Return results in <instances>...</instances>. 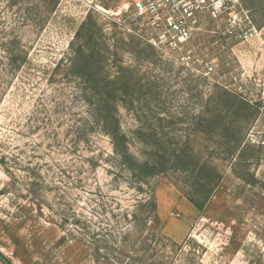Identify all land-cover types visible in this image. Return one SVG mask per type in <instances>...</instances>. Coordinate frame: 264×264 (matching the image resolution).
Returning a JSON list of instances; mask_svg holds the SVG:
<instances>
[{
    "label": "rangeland",
    "instance_id": "rangeland-1",
    "mask_svg": "<svg viewBox=\"0 0 264 264\" xmlns=\"http://www.w3.org/2000/svg\"><path fill=\"white\" fill-rule=\"evenodd\" d=\"M53 1L0 0V159L15 177L8 186L0 162L3 255L12 264H264V0L197 12L181 49L159 41L135 0ZM78 30L82 50L99 48L101 76L113 77L122 64L144 83L132 108H118L137 155L144 151L132 135L138 118L172 145L188 138L206 152V140L192 133L216 85L260 103L240 158L221 147L211 153L221 182L201 211L187 200L180 172L149 178L139 190L109 137L91 125L79 75L69 69ZM12 38L27 61L7 74L3 49ZM153 39L158 47L147 46ZM28 168L44 183L41 211L20 221ZM151 197L153 223L147 208H137ZM7 230L24 239L27 252L14 254Z\"/></svg>",
    "mask_w": 264,
    "mask_h": 264
},
{
    "label": "trees",
    "instance_id": "trees-1",
    "mask_svg": "<svg viewBox=\"0 0 264 264\" xmlns=\"http://www.w3.org/2000/svg\"><path fill=\"white\" fill-rule=\"evenodd\" d=\"M55 3L53 1L51 7ZM88 35V40H91L92 32L90 31ZM79 36L78 30L74 35L75 41L71 43V53L68 57L69 69L72 73L79 75L80 96L89 108L91 125L109 137L112 152L129 175L139 183V190H142L141 184L146 183L149 178L169 172H180L186 179L184 193L187 200L201 211L214 196L221 182V173L211 153L221 147L225 148V152L231 158L236 156V161L240 158V147L244 143L245 129L258 115L260 103L246 99L229 87L216 85L208 97L206 103L208 108L204 107L196 116L192 133L194 141L197 136L206 140V152L200 147L191 145L188 138L180 144L172 145L165 140L164 134L160 135L156 131L155 126L143 125L138 118L140 126L132 131V135L144 151L137 155L131 152L130 137L120 127L118 108L120 104L125 109L132 108L133 103L139 101L140 90L144 83L132 76L131 71L122 64L116 65L117 72L113 77L101 76L102 66L94 56L96 48L97 50L99 48L95 45L96 48L89 46L86 51L82 50L76 43ZM16 41L12 38L3 49L5 61L2 67L6 68L5 73L7 74L20 69L27 61L26 51ZM147 46L153 47L148 43ZM57 67L58 64L55 65V68ZM159 120L162 119L159 117ZM212 140L215 143H210ZM0 162L10 176L8 186H14V174L7 167L3 157ZM236 163L233 164L234 173L238 170L237 165L239 164ZM40 175L36 168H28L23 188L29 202L27 205L25 203L19 206L20 210L25 211L20 221L33 220L36 217L33 214L35 207L41 211L39 197L44 183ZM237 176L242 175L237 174ZM137 208L140 210L147 208L150 212V215L147 212V220L150 218V223L156 222L154 221L155 215H153L156 202L153 197L140 203ZM6 232L14 246V254L21 250L28 251L24 239L9 230ZM35 248L38 247L35 246ZM0 261L3 264H12L1 251Z\"/></svg>",
    "mask_w": 264,
    "mask_h": 264
},
{
    "label": "built area",
    "instance_id": "built-area-1",
    "mask_svg": "<svg viewBox=\"0 0 264 264\" xmlns=\"http://www.w3.org/2000/svg\"><path fill=\"white\" fill-rule=\"evenodd\" d=\"M232 0H135L133 6L138 17L151 25L159 41L172 49H181L189 37V21L197 12L223 13ZM149 40V39H148ZM148 42V41H146ZM153 42V43H152ZM151 46H157L153 41Z\"/></svg>",
    "mask_w": 264,
    "mask_h": 264
}]
</instances>
